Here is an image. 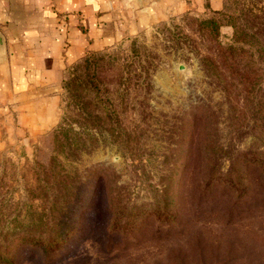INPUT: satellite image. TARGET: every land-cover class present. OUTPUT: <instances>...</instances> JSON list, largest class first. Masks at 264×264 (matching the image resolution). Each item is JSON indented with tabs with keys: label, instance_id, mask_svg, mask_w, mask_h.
I'll return each mask as SVG.
<instances>
[{
	"label": "rangeland",
	"instance_id": "rangeland-1",
	"mask_svg": "<svg viewBox=\"0 0 264 264\" xmlns=\"http://www.w3.org/2000/svg\"><path fill=\"white\" fill-rule=\"evenodd\" d=\"M187 1L185 12L164 0L156 13L125 16L121 40L68 63L52 84V121L35 132L21 130L0 86L11 131L0 146V264H264V33L261 46L234 40L236 27L264 32V0H224L217 11ZM228 45L244 48L240 64L228 62ZM206 57L227 60L215 71L221 80ZM88 74L93 121L71 149L53 135L75 113L69 86ZM217 167L223 176L201 194ZM90 199L85 235L88 214L72 202ZM73 223L76 232L46 253Z\"/></svg>",
	"mask_w": 264,
	"mask_h": 264
},
{
	"label": "crops",
	"instance_id": "crops-1",
	"mask_svg": "<svg viewBox=\"0 0 264 264\" xmlns=\"http://www.w3.org/2000/svg\"><path fill=\"white\" fill-rule=\"evenodd\" d=\"M137 1L0 0V31L6 40V52L0 55V86L5 84L21 130L35 132L52 121V84L68 63L89 49L121 40L128 27L125 16L156 13L164 0H142L141 5ZM205 1L217 11L224 0ZM167 3L175 12L190 9L187 0ZM10 132L0 115V146L11 139Z\"/></svg>",
	"mask_w": 264,
	"mask_h": 264
},
{
	"label": "trees",
	"instance_id": "trees-1",
	"mask_svg": "<svg viewBox=\"0 0 264 264\" xmlns=\"http://www.w3.org/2000/svg\"><path fill=\"white\" fill-rule=\"evenodd\" d=\"M211 22L215 23V21L213 20H210ZM259 33V34H258ZM264 32L262 31H259L257 33H247V31L243 30V31H239V27H236L235 28V39L236 41H238L240 43V41L242 40H258V42H255L256 45H262V43L259 41L261 40L258 36H260V34H263ZM254 43V42H253ZM222 47V46H221ZM264 48V47H263ZM222 49L224 50V52L227 53V56H232L231 58V61H228L230 63H233V64H240L239 61H236V59L234 57H236L237 55H239V49H244L242 47H238L237 45H228L226 47H222ZM229 51V52H227ZM238 52V53H237ZM203 65L205 67V70L209 73H211L213 76H215V78L217 77V79L221 80L222 79V74L220 72H215L216 71V68L218 69H221V68H224L228 66V62L226 61H223V60H218L217 62L211 60L210 57H206V58H203ZM260 70H262L261 68H259ZM244 75V73H243ZM93 75L91 74H88V79L85 80V79H82L80 80L81 78H77L75 79V84L74 85H71L69 86L70 87V90H71V93H72V96H71V99L73 101V107L75 109V113H74V116H73V119H72V123H77L79 124V127L82 128L81 130L82 131H77L75 128H74V124H72L71 122L68 124H65V125H61L59 129H57L55 132H54V139L56 142L58 143H62V145L64 144L63 141H62V138L65 137L66 138V144L71 148L73 149L74 146H76L78 149H81L79 148V145L82 141L81 139V135H82V132L83 131H87V132H90L88 131L91 127V121L92 120V117H93V106L95 104V99L93 98V90L94 88L97 86L95 80L93 79L92 77ZM243 77V76H242ZM242 85H245V87H250V85H252V82L251 80H248V79H244L242 82H240ZM112 87V86H111ZM108 93L112 95H115V94H120V90L119 89H116V90H112V88H109L108 89ZM105 102V101H102V103ZM97 103V102H96ZM87 114L89 118H86V122H79V119L75 118L76 116L77 117H84L83 115ZM67 117V116H66ZM69 119V117L65 118V121H67ZM67 123V122H66ZM73 133V136L72 138L70 139L69 135ZM93 139V138H91ZM84 143L86 142L85 145V148L88 149V150H91L93 148H95V141H92V140H89V141H85L83 140ZM202 142H206L205 140H202ZM217 147L219 146H216V145H213L211 143V141H209V150H215L217 149ZM201 152H202V149H199ZM241 159L239 160V163H240ZM217 171H220V168L217 167L214 171L213 170H210V177L209 179H207L206 181V184H203L201 186V194H205V192H208L211 187H212V183L214 182L212 180V178L216 177L217 176ZM219 176H223V174H219L217 176V179L220 180V178H218ZM206 177V176H205ZM216 180V179H215ZM80 198V197H79ZM244 199H248V196H242L240 197L239 199H237V201H241V200H244ZM79 200H76V202H72L73 206L75 207V213L76 212H85L86 214H88V224L85 228V230L88 228V233L85 232V235L89 234V231H90V227L92 226V221H93V217H94V206H95V199H90L88 204L87 205H83V206H79L81 204V202H78ZM72 206V207H73ZM74 215V214H72ZM72 226V227H71ZM74 226V223L72 225L69 226V228L66 230L64 236H62L60 238V240H58L55 244H53L52 246H48L46 248H48L46 251V253H51L50 251L53 250V248H57L61 241L63 240H68V238L71 237V235L73 233L76 232V229ZM130 227V222H127L125 223L124 225H122L118 232L121 233V232H125V234L127 235H124L123 237L125 236H129V232H131L132 228L129 229ZM113 230V229H111ZM84 232V231H83ZM71 233V234H69ZM129 234V235H128ZM132 239H135L134 236H132ZM44 243V242H43ZM42 243V244H43ZM41 244V245H42ZM45 253V254H46ZM13 263L12 264H19L20 261L19 259L16 257L14 258L13 260ZM5 264H10L9 261L7 260H4Z\"/></svg>",
	"mask_w": 264,
	"mask_h": 264
},
{
	"label": "water",
	"instance_id": "water-1",
	"mask_svg": "<svg viewBox=\"0 0 264 264\" xmlns=\"http://www.w3.org/2000/svg\"><path fill=\"white\" fill-rule=\"evenodd\" d=\"M5 52H6V40L0 31V55L5 54Z\"/></svg>",
	"mask_w": 264,
	"mask_h": 264
}]
</instances>
